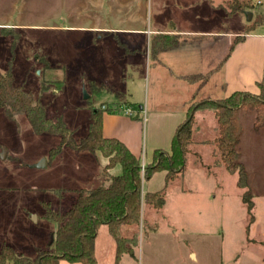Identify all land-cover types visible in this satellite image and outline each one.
Masks as SVG:
<instances>
[{
  "label": "rangeland",
  "instance_id": "374dc122",
  "mask_svg": "<svg viewBox=\"0 0 264 264\" xmlns=\"http://www.w3.org/2000/svg\"><path fill=\"white\" fill-rule=\"evenodd\" d=\"M218 2L226 5L225 16L212 8ZM260 7L251 0H0V72L10 70L13 83L46 104L50 116L61 117L77 140L87 133L91 113L102 104H131V112L145 118L154 84L153 38L157 45L164 42L154 35L145 43L139 35L113 32L97 39L101 32H91L89 27L148 32L158 27L207 28L215 21L226 32L243 34L251 22L246 21L244 11L255 15ZM114 35L123 41L130 38L137 48L133 59L137 74L131 78L134 94L116 102L105 97L102 84L92 87L96 76L115 77L121 66ZM209 39L212 43L213 38ZM226 39L225 34L219 42ZM144 52L150 53V64L143 60ZM162 73L159 96H173L168 103H177L180 90L169 87L170 76ZM218 80L213 77L211 84ZM252 85L256 87V83ZM205 99H193L189 107ZM199 111L204 116H195L193 142L183 171L166 189L160 210L142 205L141 223L121 227L125 236L137 230V244L132 254L123 253L116 264H264V123L255 128L254 111H238L241 130L236 150L253 202L250 217L242 200L244 189L236 185L237 172L227 171L211 155L212 147L206 142L215 135V119L210 110ZM152 117L149 111L143 128V163L147 162L146 151L152 155L154 150L150 147L157 132L152 129ZM58 142L56 135L34 133L24 114L16 112L7 118L0 108V152L5 151V157H0V246L8 244L29 258L48 246L56 227L46 216L47 206L63 212L74 199L75 189L106 185L111 175L120 173L119 164L104 171L100 158L88 151L63 146L50 155ZM41 159L43 167L33 166ZM162 171L157 172L163 176L153 173L144 180L142 190L152 191L164 182ZM110 239L105 227L98 231L97 264L115 263ZM60 264L77 263L62 260Z\"/></svg>",
  "mask_w": 264,
  "mask_h": 264
},
{
  "label": "trees",
  "instance_id": "16d2710c",
  "mask_svg": "<svg viewBox=\"0 0 264 264\" xmlns=\"http://www.w3.org/2000/svg\"><path fill=\"white\" fill-rule=\"evenodd\" d=\"M264 24V10L253 14L248 29ZM162 46L175 45V36H165ZM244 39V35H235L230 44L234 46ZM257 93L236 90L220 99H205L202 103L188 108L186 119L178 125L171 139L170 150L155 149L152 161L144 163L141 172V159L115 137L102 134L103 109L96 108L91 113L87 133L75 139L71 131L59 116H50L46 104L34 100L30 91L13 83L10 70L0 72V108L10 118L20 112L26 116L36 134H51L59 137L58 144L49 150L50 155L58 153L63 146L75 151L97 152L106 159L104 171L116 164L120 173L111 175L106 185L81 187L75 189V197L63 212H55L47 206L46 216L56 227L50 236V243L44 249H38L34 258L17 253L8 244L0 246V264H58L60 260L79 264H97L94 255V239L101 224L108 227L114 238L115 264L123 253H133L137 244V230L130 236L121 233V227H134L141 223L142 205L158 211L163 207L165 192L177 179L184 168V159L193 142L195 110L201 108L212 112L215 119V135L206 142L212 147L211 155L229 172H237L236 185L244 189L242 200L251 217L253 202L246 190V172L238 161L236 145L239 141L240 124L238 111L251 110L255 113L254 127L264 123V80L256 82ZM164 170V186L157 191H142V183L154 172Z\"/></svg>",
  "mask_w": 264,
  "mask_h": 264
},
{
  "label": "crops",
  "instance_id": "0c3cea01",
  "mask_svg": "<svg viewBox=\"0 0 264 264\" xmlns=\"http://www.w3.org/2000/svg\"><path fill=\"white\" fill-rule=\"evenodd\" d=\"M262 1L263 4H261L260 9L263 10L264 0ZM251 2L255 3L254 0H251ZM212 8L219 10V14L222 10L225 16L226 5L221 6V3L218 2L217 6L213 5ZM205 18L209 21L211 14H208ZM89 30L94 33L101 32L97 39L101 38L103 33L106 32L124 34L126 36L129 35L128 37L139 35L145 43L148 42L150 36L152 35H154L155 38L157 36L160 41L164 40L163 37L165 36H175L177 39V43L175 45L163 47L162 45H157L156 40L153 38L154 84L150 92V104L149 106L146 104L144 119H141L139 113L134 114L131 112V104L123 105L118 103L113 106L102 104L100 107L103 109V136L115 137L121 140L128 147V149L135 156L140 157V159L142 155L141 141L143 128L148 124L149 111H151L153 115L152 119H150L152 129L157 132L152 137L153 141L151 142L152 144L150 148H153L154 150L163 149L169 151L171 139L176 128L186 119L190 101L196 98L213 100L220 99L228 96L231 92L236 90L249 91L247 89L249 87L252 89V92H249L255 94L258 89L257 86L254 87L252 83L260 81L261 75L264 73V71L262 72L264 66V24L256 25L252 29L246 30L243 34L236 31L226 32V30L221 29L220 25L215 21L209 24L207 28L201 27L194 29L158 27L155 29L150 28L148 32H146L144 29L136 28L114 29L109 27L91 26L89 27ZM225 34L227 35V39L221 44L219 41ZM238 34L244 35V39L237 43L230 52H227V45L230 47L233 38ZM210 37L213 38L212 43L209 41ZM128 39L130 38L123 41L120 40L117 35H114V40L117 42V55L122 58L119 59L121 61V66L118 65V72L115 74V77L117 78L109 76H96L92 82V87L96 84L95 88L97 87V84H102L107 90L105 97L113 102L119 100L120 97L127 96L128 93L134 94L133 81L131 78L137 74V66H135L137 63L133 64L137 48L135 45L131 44ZM215 41H218V44L214 43ZM105 57L108 58L107 55L104 56V58ZM143 60L148 61V64H150V53L148 54L147 52H144ZM140 64L142 65V63ZM162 70L170 76L169 78L171 79V83H173H170L169 87L175 85V88L180 90L177 103H168V101H172L175 98L173 96H169V98L159 96L161 94L158 83L161 80V75L163 74ZM127 75L129 78H127ZM213 77H219V80L218 83H215L214 81L212 85L211 83L213 82ZM203 88H206L204 92H202ZM217 88H219V91ZM93 92L94 89H92L91 95ZM127 109H129V113L126 112ZM139 109H142V106H140ZM195 116L201 118L204 114L199 110H195L194 117ZM196 117L195 124L197 122ZM93 155L96 158L99 157L102 164L106 163V159L98 152ZM145 155L147 164L152 161L153 152L152 155H150V150L146 151ZM150 157L151 160H149ZM154 174H162L163 176V173L157 171L154 172ZM163 186L164 182L160 181L158 187L152 191L160 190ZM104 227L111 238L110 240H113L111 241L112 243L110 242L109 248L112 253V257L115 259V240L109 233L107 225L101 224L97 229L94 239V255L96 262L98 261V251L95 241L98 231ZM107 243H109V240H107ZM60 261L58 264H60Z\"/></svg>",
  "mask_w": 264,
  "mask_h": 264
},
{
  "label": "water",
  "instance_id": "95a60500",
  "mask_svg": "<svg viewBox=\"0 0 264 264\" xmlns=\"http://www.w3.org/2000/svg\"><path fill=\"white\" fill-rule=\"evenodd\" d=\"M244 15H245V18H246V21H250L251 18H252V12L247 10V11H244ZM0 157L1 158H4L5 157V151H1L0 152ZM33 166L35 167H43L44 166V159H41L39 162L35 163Z\"/></svg>",
  "mask_w": 264,
  "mask_h": 264
},
{
  "label": "built area",
  "instance_id": "2783aa9c",
  "mask_svg": "<svg viewBox=\"0 0 264 264\" xmlns=\"http://www.w3.org/2000/svg\"><path fill=\"white\" fill-rule=\"evenodd\" d=\"M254 2H255V4H257V5H261V4H263V1H262V0H254ZM126 112L129 113V109H127ZM143 169H144V163L142 162V163H141V172H143Z\"/></svg>",
  "mask_w": 264,
  "mask_h": 264
}]
</instances>
